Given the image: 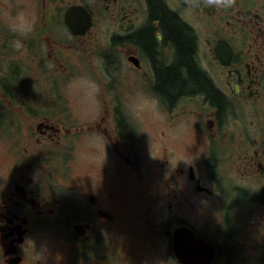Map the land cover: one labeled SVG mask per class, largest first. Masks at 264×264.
I'll list each match as a JSON object with an SVG mask.
<instances>
[{
    "label": "flooded vegetation",
    "instance_id": "flooded-vegetation-1",
    "mask_svg": "<svg viewBox=\"0 0 264 264\" xmlns=\"http://www.w3.org/2000/svg\"><path fill=\"white\" fill-rule=\"evenodd\" d=\"M159 1L190 29L220 104L159 89L176 53L149 0H0V264H40L49 236L64 264L261 262L264 0ZM21 7L37 24L13 49L4 12ZM72 7L85 33L68 29ZM82 74L100 85L87 111L68 88ZM139 91L158 117L129 113Z\"/></svg>",
    "mask_w": 264,
    "mask_h": 264
},
{
    "label": "trees",
    "instance_id": "trees-1",
    "mask_svg": "<svg viewBox=\"0 0 264 264\" xmlns=\"http://www.w3.org/2000/svg\"><path fill=\"white\" fill-rule=\"evenodd\" d=\"M151 14L164 29V41L173 44L176 60L175 64L158 72V87L170 100L187 91H205L214 103L220 98L213 91L210 83L200 74L195 62L196 44L186 24L172 14L159 0H149ZM151 30H144L138 35V41L148 53H153L156 41ZM195 62V63H194ZM220 104V103H218ZM234 250L230 251L233 254Z\"/></svg>",
    "mask_w": 264,
    "mask_h": 264
},
{
    "label": "clouds",
    "instance_id": "clouds-1",
    "mask_svg": "<svg viewBox=\"0 0 264 264\" xmlns=\"http://www.w3.org/2000/svg\"><path fill=\"white\" fill-rule=\"evenodd\" d=\"M4 15L7 18V30L13 34L9 46L13 49H21L24 39L34 32L37 17L23 7L16 9L13 14L5 11ZM68 88L75 93L77 103L85 111L98 106L100 85L91 76L82 74L76 77L69 82ZM159 105L158 97L139 91L128 101L126 107L134 119H142L145 116L158 117Z\"/></svg>",
    "mask_w": 264,
    "mask_h": 264
},
{
    "label": "rangeland",
    "instance_id": "rangeland-1",
    "mask_svg": "<svg viewBox=\"0 0 264 264\" xmlns=\"http://www.w3.org/2000/svg\"><path fill=\"white\" fill-rule=\"evenodd\" d=\"M75 95V94H74ZM149 119V116L147 117V120ZM147 122V121H146ZM147 129V133H153L154 131H156V129L153 127H151L149 125V123L147 122L146 125L144 126ZM261 212H258V215H260ZM260 217V216H259ZM38 239H43L42 242L40 243H36V250H35V255L37 257H41L40 258V264H59L61 261H63L64 259V254L63 253H53V252H49L50 249L52 247H54L55 245V238L53 236H49V237H38ZM258 240L261 242H264V233H262L261 235H259ZM256 245H252L250 246L252 249L255 247ZM41 255H39V254ZM259 259L261 262H259L258 264H264V251L263 253L259 256ZM241 264H245V263H241ZM256 264V263H254Z\"/></svg>",
    "mask_w": 264,
    "mask_h": 264
},
{
    "label": "water",
    "instance_id": "water-1",
    "mask_svg": "<svg viewBox=\"0 0 264 264\" xmlns=\"http://www.w3.org/2000/svg\"><path fill=\"white\" fill-rule=\"evenodd\" d=\"M181 249L185 251V248H182V247H181ZM194 263H195V264H204V263H201V262H193V263H186V264H194Z\"/></svg>",
    "mask_w": 264,
    "mask_h": 264
},
{
    "label": "bare ground",
    "instance_id": "bare-ground-1",
    "mask_svg": "<svg viewBox=\"0 0 264 264\" xmlns=\"http://www.w3.org/2000/svg\"><path fill=\"white\" fill-rule=\"evenodd\" d=\"M178 4H176V6H177ZM198 41V40H197ZM173 45V44H172ZM160 57V56H159ZM195 63V62H194ZM202 65V64H201Z\"/></svg>",
    "mask_w": 264,
    "mask_h": 264
}]
</instances>
